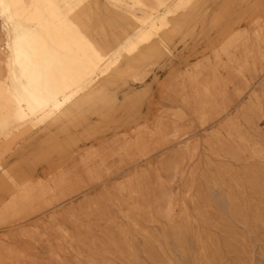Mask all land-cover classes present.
Segmentation results:
<instances>
[{
    "label": "rangeland",
    "instance_id": "374dc122",
    "mask_svg": "<svg viewBox=\"0 0 264 264\" xmlns=\"http://www.w3.org/2000/svg\"><path fill=\"white\" fill-rule=\"evenodd\" d=\"M99 6L116 21L119 8ZM242 12L233 26L243 36L230 44L222 33L210 43L176 38L169 62L145 67V82L135 86L146 92L141 101L88 140L82 133L96 118L80 124L69 157L39 154L43 123L0 131V208L18 193L17 184L8 190L18 177L32 188L43 184L33 191L50 189L0 219V264H264V155L251 151L264 153V57L253 38L264 27V0ZM126 41L113 45L112 56ZM204 85L233 103L202 126L196 110L209 101ZM250 99L262 108L246 119L241 108ZM233 117L247 142L227 136ZM150 132L144 152L124 154L122 145Z\"/></svg>",
    "mask_w": 264,
    "mask_h": 264
},
{
    "label": "bare ground",
    "instance_id": "6f19581e",
    "mask_svg": "<svg viewBox=\"0 0 264 264\" xmlns=\"http://www.w3.org/2000/svg\"><path fill=\"white\" fill-rule=\"evenodd\" d=\"M105 1L120 10L112 12L117 17L114 22L101 16L99 0H0V131L14 123H43L48 132L36 146L39 154L68 156L77 143L74 131L80 124L96 118L82 133V138L88 140L141 101L146 92L135 86L145 82V67L150 63L159 67L168 61L169 48L176 38L210 43L222 33L226 44H230L242 37L233 25L252 0ZM129 30H135L133 39H128ZM253 38L258 46L256 54L264 57V27L256 29ZM124 40L122 50L112 56L113 45ZM203 89L209 101L196 110V117L205 126L226 115L233 101H225L222 92L219 98L214 85H204ZM261 108V103L254 104L250 99L242 106L241 115L249 118ZM239 126V120L229 118L225 124L227 136L247 142ZM151 135L136 140L130 136L133 142L121 149L125 155L133 150L144 152L145 138ZM255 148L251 147L254 155L262 157L261 147ZM89 174L94 177L95 171ZM15 184L18 193L12 192L9 203L0 208V219L14 218L50 191L34 190L39 192L35 194L37 184L32 188L33 182L22 177L9 183L8 190L13 191Z\"/></svg>",
    "mask_w": 264,
    "mask_h": 264
}]
</instances>
